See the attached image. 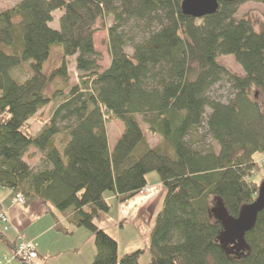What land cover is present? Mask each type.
Masks as SVG:
<instances>
[{
  "label": "trees",
  "instance_id": "trees-1",
  "mask_svg": "<svg viewBox=\"0 0 264 264\" xmlns=\"http://www.w3.org/2000/svg\"><path fill=\"white\" fill-rule=\"evenodd\" d=\"M183 1L23 0L0 13V187L24 206L42 202L65 236L87 230L92 264H140L146 252L148 264H264V211L232 253L212 214L221 201L237 218L264 179L255 180V156L264 154V21L256 28L237 18L242 5L264 0L220 2L201 19L185 16ZM99 32L108 37L105 70ZM224 81L233 92L226 102L211 96ZM139 118L160 137L156 146ZM116 120L126 128L111 151L107 126ZM31 149L43 155L38 171ZM153 172L166 192L161 211L141 234L145 247L119 256L98 223L111 209L107 193L125 203L148 189Z\"/></svg>",
  "mask_w": 264,
  "mask_h": 264
},
{
  "label": "crops",
  "instance_id": "crops-1",
  "mask_svg": "<svg viewBox=\"0 0 264 264\" xmlns=\"http://www.w3.org/2000/svg\"><path fill=\"white\" fill-rule=\"evenodd\" d=\"M58 21L59 20H56L54 13V22L51 24L54 29H59ZM147 181L148 189L144 192H150L148 196L142 192L139 194L142 196L139 197V195H137L134 197L140 198L142 201H137L133 198L135 201L132 203V215L135 212H142L144 211L143 209L147 207L143 206L142 203H147L148 201H145L147 198H153L152 195L155 189L159 190V194L154 199L153 203H159L156 214L145 224V226L141 225L140 227L141 229H144L147 226L146 229L148 232L144 234H148L154 227L155 219L161 211L166 196L164 187L161 190L160 187L162 184L157 177L153 175L148 176ZM121 208L118 217H113L110 213H105V215H100L98 220L99 225L107 231H110L111 228L115 229L114 231L117 233V238L115 239L118 242L119 256H123L124 254L145 247V244L142 246L139 242H134L128 244L124 247L125 249L122 250L118 238L122 236L125 224H127L130 219H134V217L129 211L122 214ZM2 211L6 213L8 224L0 219V235L2 234L7 241L4 242L0 238V264H2L1 261L5 256L8 259H11V264H26L20 260L14 259L15 250L22 241L31 242L37 246L39 258L36 261V264H92L93 255L96 252L94 237L84 229L77 230L72 236L63 235L56 229L55 222L52 217L46 213L42 202L35 201L31 206H24V204H21L16 200V197L10 190L0 187V213ZM6 227H8L7 230Z\"/></svg>",
  "mask_w": 264,
  "mask_h": 264
},
{
  "label": "rangeland",
  "instance_id": "rangeland-1",
  "mask_svg": "<svg viewBox=\"0 0 264 264\" xmlns=\"http://www.w3.org/2000/svg\"><path fill=\"white\" fill-rule=\"evenodd\" d=\"M21 1L23 0H0V13L15 7ZM60 15H61L60 12L55 13L56 20L57 19L59 20ZM244 17H247L250 20H252L256 28H259L261 23L264 21V5L259 4V3H254V2L242 5L239 8L237 18L241 19ZM108 23L109 25L113 24L112 18L109 19ZM107 43H108L107 32H99L95 36V47L99 53V56L101 57V61L99 64L102 70H105L109 66L110 56L108 52ZM127 51L130 54H132L131 48H128ZM219 61L225 67H227L231 71V73L236 74V75H243L244 72L242 68L236 63L233 57L222 56L219 58ZM71 73H73V69H71ZM73 81H75V79H73ZM232 95H233V92L231 90V86L227 81H224L221 84L214 87L211 92V96L213 98L224 101V102H226V100ZM55 107L56 105L48 106L44 111L43 118L48 119L50 114L54 111ZM207 113L208 114L210 113L209 109L207 110ZM30 124L32 125L33 133L37 135L41 129V125H39L34 120H32ZM139 124L144 133V136L146 137L150 145L152 147L156 146L157 142L160 141V137H158L157 135H153L149 131L148 126L142 121V118H139ZM125 128H126V125L123 120H116L108 124L107 133H108L109 147L111 151H113L117 141L124 134ZM29 153L33 155L31 159L28 160L31 167L33 168L34 171L40 170L43 165L42 164L43 155L35 149H31ZM255 160L258 163V171L255 175V180L257 182H260L264 178V154H257L255 156ZM151 175L157 177V179L160 182V177L157 172H153L149 174V176ZM160 188L162 190L163 186H161ZM144 193L146 196H148L150 192L149 193L144 192ZM158 194H159V190L155 189L152 195L153 198L152 199L147 198L145 201H148V202L142 203L143 206H147L145 209H143L144 211L138 212V213L135 212L132 215V211H133L132 203L133 201H135L134 199H136L137 201H142L140 200V198H134V199L132 198L133 200L130 199L127 202L121 204L118 202V199L116 198L115 195H113L112 193H107V198L109 199V202L111 204V209L108 213H110L111 216L118 217L119 210L122 207L121 208L122 214L129 211L130 214L134 217V219H130V221L127 224H125V229L123 230L122 236L118 238L120 240L122 250H124L125 249L124 247L127 246L128 244H131L134 242H139L142 246L143 244H145V240L143 239L141 234L148 232V230L146 229L147 226L144 229L140 228L139 229L140 231L137 230L136 226L137 225L145 226V224L148 223V221H150V219L156 214L159 203L158 204H153V203H154V199L158 196ZM140 196L142 195H139V197ZM143 214H145V216L142 217ZM100 215L101 216L105 215V213H101ZM114 230H115L114 228H111L109 232L110 234H112L113 237L117 238V233ZM149 261H150V254L149 252H146L145 254L141 256L140 264H148Z\"/></svg>",
  "mask_w": 264,
  "mask_h": 264
},
{
  "label": "water",
  "instance_id": "water-1",
  "mask_svg": "<svg viewBox=\"0 0 264 264\" xmlns=\"http://www.w3.org/2000/svg\"><path fill=\"white\" fill-rule=\"evenodd\" d=\"M234 0H184L181 10L185 16L201 19L205 16L214 15L219 8L220 2ZM264 211V179L256 200L243 207L237 218L229 215L224 204L219 201L217 206L212 209V214L216 221L222 223L224 229L219 236V242L224 249L229 246L233 250L245 248V236L252 231L256 225L258 216Z\"/></svg>",
  "mask_w": 264,
  "mask_h": 264
},
{
  "label": "built area",
  "instance_id": "built-area-1",
  "mask_svg": "<svg viewBox=\"0 0 264 264\" xmlns=\"http://www.w3.org/2000/svg\"><path fill=\"white\" fill-rule=\"evenodd\" d=\"M16 200L19 203L24 204V199L22 197L18 196ZM0 219L4 223L8 224V219L4 211L0 213ZM7 229L8 227H6V230ZM38 258H39V254H38L37 246L31 242L22 241L21 244L15 250L14 259L23 261L26 264H29V263L36 264V261L38 260ZM1 263L11 264V259H8L5 256L3 257V260L1 261Z\"/></svg>",
  "mask_w": 264,
  "mask_h": 264
}]
</instances>
